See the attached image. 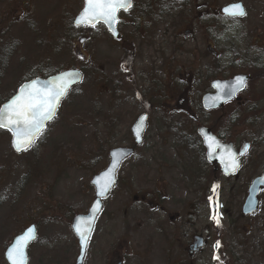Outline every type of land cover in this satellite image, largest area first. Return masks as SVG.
<instances>
[{
	"label": "flooded vegetation",
	"instance_id": "flooded-vegetation-1",
	"mask_svg": "<svg viewBox=\"0 0 264 264\" xmlns=\"http://www.w3.org/2000/svg\"><path fill=\"white\" fill-rule=\"evenodd\" d=\"M166 1L151 3L131 0L132 7L121 12L118 19L121 23V18H124L126 24L123 26L131 31L123 35L121 27L117 25L115 38L107 36L115 46L111 54L108 53V60L114 51L119 53L116 69L133 89L136 86L135 66L143 65L138 53L141 43L149 52L155 42L161 47L157 53L146 54L148 58L153 54L161 62L160 68L165 70V74L168 73V80L160 89L155 85L157 100L139 102V114L126 132L127 144L116 147L132 149L133 154L121 163L113 188L101 200V210L79 264H242L241 256L230 253L225 243L232 237L231 227L222 224L228 221L233 224L230 201L243 198L239 212L233 215L237 222L264 208V188H259L255 213H242L249 187L264 175L263 164L258 165L264 156V137L260 138L264 130L255 133L247 126L249 122L253 125L256 122L264 123V0H228L224 3H220V0H175V4ZM3 2L0 0V7ZM233 4L241 5L246 15L235 18L226 16L223 10ZM158 8L159 11L155 13ZM173 8L172 12L183 18L184 23L175 24L176 20L172 18L171 24L163 25L166 28L163 33L165 37H170L173 51L164 58V55L161 56L163 41L157 39L162 33V30H158L161 27L158 24L166 13V17L171 15L169 13ZM184 12L187 14L186 20ZM13 23L0 19V34L7 30L4 28L6 24L8 27ZM184 50L186 55L181 52ZM8 55L4 53V57L0 58V67L5 66ZM143 72L140 67L138 78L141 83L144 82ZM96 75L92 77L98 83ZM146 76L150 78L151 74ZM241 77L245 81L243 86L235 82L227 87L230 91L235 88L233 96L224 86V98H231L225 102L208 99L218 94L215 89L218 83L226 84ZM19 86L16 85L13 94L6 100L17 92ZM136 96L140 98L137 92ZM3 103H0V107ZM97 107V115H100L99 107L102 106ZM121 107L119 104H106V110L116 118ZM141 115H146V127L137 145L131 127ZM155 118L163 126L156 133L158 142L155 150L158 153H155V157L151 156L153 162L148 165L144 157L149 155V148H145L144 154L140 151L146 141L149 123ZM49 125L20 154L13 152L10 133L0 131V136L7 137L9 149L15 155L29 150L34 153ZM162 147L174 155L169 157L162 154ZM116 148L105 153L107 163L100 172L109 164V151ZM224 151L236 156L234 160L238 162V168L235 173L224 174ZM241 152L244 154L241 155ZM250 156L253 158L248 167H255L256 164L259 168L263 166L261 172L245 181L246 191L241 189V194L235 187L228 190V184L238 179L244 159ZM131 160L135 163L129 162ZM231 166L232 163L226 164L225 169ZM122 172L125 173L124 179H120ZM30 173L34 179V164ZM90 205L85 213L69 210L62 214L67 220L64 228L72 235L77 249L75 261L79 255V245L71 224L76 216L87 214ZM241 231L248 233V228L244 226ZM36 239L37 234L34 242ZM217 243L219 247H216ZM32 244L27 248V258ZM51 252H55V249ZM4 256L5 252L1 257L5 262ZM68 259L69 250L62 251V264H68Z\"/></svg>",
	"mask_w": 264,
	"mask_h": 264
},
{
	"label": "rangeland",
	"instance_id": "rangeland-1",
	"mask_svg": "<svg viewBox=\"0 0 264 264\" xmlns=\"http://www.w3.org/2000/svg\"><path fill=\"white\" fill-rule=\"evenodd\" d=\"M141 1L154 3L156 0H135ZM225 1L228 0H220V3ZM167 2L177 3L175 0ZM1 6L0 19L15 23L8 27L6 24L4 28L7 30L0 34V58L4 57V53L9 54L5 66L0 67V88L3 87L0 103L9 98L17 84L33 77H48L58 71L82 68L89 78L61 104L57 117L40 137L41 144L34 153L29 150L15 155L9 149L7 137L0 136V264H7L1 259L3 253L31 225L38 229L37 239L28 250V264H62V251L66 250H69L68 264H74L77 249L72 235L64 228L67 220L62 214L69 210L85 213L93 199L90 181L106 165L105 153L127 144L126 132L139 114V102L158 99H155V85L160 89L167 82L168 73L165 74V70L160 68L161 62L153 54L148 58L146 53H157L161 47L155 42L149 52L141 43L138 53L143 65L135 66L136 86L133 89L116 69L119 53L114 51L108 60V53L111 54L115 46L102 29H71L73 19L82 9V0H4ZM158 11L159 8L155 13ZM172 11L174 8L169 13L170 19L166 13L161 19L163 24L157 25L161 26L159 32L166 31L163 25L171 24L172 18L176 20L175 24L184 23L183 18ZM183 16L186 20V12ZM121 19L119 27L121 34L125 35L126 31L131 30L124 27L126 21ZM162 33L157 39L163 41L161 56L166 58L173 51L170 37ZM78 39H85V43L79 46ZM185 51L181 52L186 55ZM179 57L181 59L182 55ZM140 67L144 71L143 83L138 78ZM39 68L44 71H37ZM148 73L151 74L150 78L146 76ZM94 74H97L98 81L96 89H93L95 83L90 81ZM136 92L140 98H137ZM106 104L123 106L118 118L106 110ZM98 105L102 106L99 107L100 115H97ZM151 121L140 151L144 154L145 148H149L150 156L144 157L148 165L153 162L151 156L155 157V153H158L155 150L158 142L156 133L163 126L157 122V118ZM247 126L255 133L264 130V123L260 122L255 125L249 122ZM263 137L260 135L261 139ZM164 143L166 145V139ZM161 149L162 154L169 157L174 155L165 147ZM252 158L244 159V169L238 173L237 180L228 184V190L235 187L241 194V189L246 191L247 182L261 172L264 156L258 162V165L263 164L260 168L257 164L248 167ZM129 162L135 163L134 160ZM32 164L36 168L34 179L30 173ZM124 174L121 173L120 179H124ZM242 199L238 197L230 201L233 224L229 221L222 224L231 227L232 237L225 243L230 253L241 256L242 264H264V208L237 222L233 215L239 212ZM244 226L248 228V233H242ZM53 249L55 252H51ZM78 258L79 255L75 264H78Z\"/></svg>",
	"mask_w": 264,
	"mask_h": 264
},
{
	"label": "water",
	"instance_id": "water-1",
	"mask_svg": "<svg viewBox=\"0 0 264 264\" xmlns=\"http://www.w3.org/2000/svg\"><path fill=\"white\" fill-rule=\"evenodd\" d=\"M84 7H85V0H84L83 8L81 9V11L78 13V15L73 20V26L76 28L93 27V26L87 25L86 23H81L80 25H77V23H76L77 19L81 16V13H82ZM120 12H126V11L121 10ZM116 24L117 23H115L114 25H110V24H105L103 22H97L95 24V26L96 25H102L108 31V33H110L115 38V36L117 35L116 30H115ZM81 43H82V41H80V44ZM60 82H63L64 84L67 85V87L65 89V95H63L61 97L52 117L48 120L43 121L42 127L40 128V130L34 134L32 142L41 133V131L46 126V124L55 118L59 104L63 100V98L66 96L67 92L72 87L78 85L81 82V74L78 71L68 70V71H64L62 73H59L57 75L47 77L45 79H35V80L30 81V82H27V83L23 84L19 88L18 92L6 104H4L1 107V109L5 108L11 102V100L14 99L17 95H20L22 91H25V90L30 91V89H28V86L30 84L34 83L38 89H40L42 92H45L50 87H52L54 84L60 83ZM235 82H237V81L233 80V81L226 83V84L218 83V85L215 86V89L217 90L218 94L216 96L208 98V99L225 102V100H228L231 97L226 96L224 98V86L227 90L228 89L227 87L232 85V84H235ZM227 91L230 94V96H233V94H235V92H236V91L233 92V90L232 91L227 90ZM145 127H146V115H141L131 127V133H132V136L134 138L135 144L138 145L141 142L142 134H143V131L145 130ZM0 130L7 131L12 136L11 145H12L14 152L20 153V152L24 151L23 149L17 150V148L14 146L15 137H14L13 131H10V130L5 129V128H0ZM132 154H133V150L132 149H126V148H116V149L109 151V154H108L109 164H108V166L106 167V169L104 171L95 175L90 181V185L92 186V188L94 190V199H93V201H92V203L88 209L87 214L76 216L73 219L72 224H71V228L73 230L75 237L78 240V245H79V258L77 260L78 264L81 262V260L84 256V253H85V250L87 248L88 241H89V238H90L93 226H94V222H95V220H96V218H97V216L101 210V207H102L101 200L106 198V196L108 195L110 190L113 188L114 183H115V178H116V172H117L119 166L121 165V163L125 159L130 157ZM235 158H236L235 155H233V154L230 155L224 151V174H228V173L232 174V173L236 172L238 166L235 168L233 167V160ZM229 163H232V166L229 169H225L226 164H229ZM109 181H111V183H109ZM259 188H264V175L261 176L260 178L256 179L252 183V185L249 187L248 196H247L245 203L243 205V208H242V213L244 215H251V214L255 213L257 206H258L257 196H258ZM212 208H213V206H212ZM212 210L214 211V209H212ZM77 229H79V232H77ZM29 230H31V232ZM30 235L33 236L34 238L31 239L29 242L28 237ZM35 237H36V234H35L34 226H30L20 236L16 237L5 252L4 258H5V261L7 262V264H10V261H9L7 254L10 251V249L16 245L18 240L21 242V244H27V247L25 249V256H26V250L28 248V245L34 241ZM25 264H27V257H26Z\"/></svg>",
	"mask_w": 264,
	"mask_h": 264
},
{
	"label": "snow or ice",
	"instance_id": "snow-or-ice-1",
	"mask_svg": "<svg viewBox=\"0 0 264 264\" xmlns=\"http://www.w3.org/2000/svg\"><path fill=\"white\" fill-rule=\"evenodd\" d=\"M131 7V0H85V7L76 23L77 25L86 23L93 27L97 22L114 25L118 22L117 14L121 10L127 11ZM223 12L231 18L246 15L242 6L239 4L226 7ZM237 84L243 86L245 84L244 78H238ZM66 87V84L60 82L54 84L47 91L42 92L33 83L28 86L30 91H22L5 108L0 109V128L13 131L15 137L14 146L17 150H27L31 145L33 136L40 130L43 121L52 117L61 97L65 95ZM234 91L235 88L233 89ZM243 154L244 152H241V155ZM237 166L238 162L233 160V167L235 168ZM29 231L31 232V230ZM77 232H79V229H77ZM33 238L30 235L28 237L29 242ZM26 247L27 244H21L19 240L17 241L16 245L7 254L10 264H25ZM216 247H219L218 243ZM214 259L218 258L214 257Z\"/></svg>",
	"mask_w": 264,
	"mask_h": 264
},
{
	"label": "trees",
	"instance_id": "trees-1",
	"mask_svg": "<svg viewBox=\"0 0 264 264\" xmlns=\"http://www.w3.org/2000/svg\"><path fill=\"white\" fill-rule=\"evenodd\" d=\"M72 30H73V28H71ZM73 37H75V36H71V38H73ZM75 39H77L76 37H75ZM88 76L86 75V73L84 72L83 73V81L81 82V84L80 85H78V86H76L68 95H67V97L69 96V95H71L72 93H74V92H76L77 90H78V88L80 87L81 88V86L83 85V84H85V82H87L88 81ZM92 80V82H93V84H94V88L93 89H96V87H97V82H94L93 81V77H92V79L90 78V81ZM91 84V83H90ZM66 97V98H67ZM65 101V100H64Z\"/></svg>",
	"mask_w": 264,
	"mask_h": 264
}]
</instances>
